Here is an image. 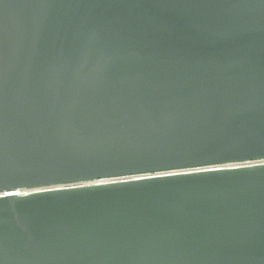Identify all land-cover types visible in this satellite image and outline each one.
<instances>
[{
    "label": "water",
    "instance_id": "obj_1",
    "mask_svg": "<svg viewBox=\"0 0 264 264\" xmlns=\"http://www.w3.org/2000/svg\"><path fill=\"white\" fill-rule=\"evenodd\" d=\"M263 159L264 0H0V264H264Z\"/></svg>",
    "mask_w": 264,
    "mask_h": 264
},
{
    "label": "built area",
    "instance_id": "obj_2",
    "mask_svg": "<svg viewBox=\"0 0 264 264\" xmlns=\"http://www.w3.org/2000/svg\"><path fill=\"white\" fill-rule=\"evenodd\" d=\"M263 162H264V159L263 160L243 162V163L242 162L229 163V164L213 166V167H210V168L239 166V165H244V164L263 163ZM197 169H208V168L175 170V171L160 172V173H147V174H141V175H136V176H132V177H145V176H152V175H156V174L176 173V172H183V171L197 170ZM126 178H131V177H114V178H106V179L87 180V181H81V182H75V183H67V184H57V185H50V186L37 187V188H25V189L20 190V193L25 194V193L33 192V191H36V190H42V189H54V188H61V187L74 186V185H88V184L101 183V182H107V181L122 180V179H126Z\"/></svg>",
    "mask_w": 264,
    "mask_h": 264
}]
</instances>
